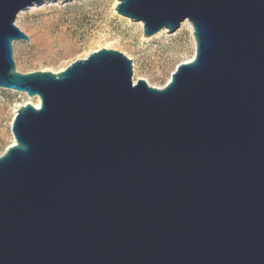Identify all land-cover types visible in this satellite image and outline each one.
I'll use <instances>...</instances> for the list:
<instances>
[{"label": "water", "instance_id": "95a60500", "mask_svg": "<svg viewBox=\"0 0 264 264\" xmlns=\"http://www.w3.org/2000/svg\"><path fill=\"white\" fill-rule=\"evenodd\" d=\"M42 1L0 0V89L40 101L0 155V264H264V0H117L146 38L191 24L162 88L107 49L18 72Z\"/></svg>", "mask_w": 264, "mask_h": 264}, {"label": "rangeland", "instance_id": "374dc122", "mask_svg": "<svg viewBox=\"0 0 264 264\" xmlns=\"http://www.w3.org/2000/svg\"><path fill=\"white\" fill-rule=\"evenodd\" d=\"M116 4L117 0H47L21 11L15 25L29 42L12 43L15 69L23 74L59 73L86 55L106 48L131 61L132 79L164 87L175 68L193 55L194 38L188 26H182V22L175 33L166 30L146 38L142 23L117 14ZM25 102L24 94L0 89V155L12 140L14 111Z\"/></svg>", "mask_w": 264, "mask_h": 264}, {"label": "bare ground", "instance_id": "6f19581e", "mask_svg": "<svg viewBox=\"0 0 264 264\" xmlns=\"http://www.w3.org/2000/svg\"><path fill=\"white\" fill-rule=\"evenodd\" d=\"M117 4H118V1H117ZM116 4V5H117ZM33 5V4H32ZM183 25H187L188 26V28H189V30H190V33H191V36L193 37V29H192V26H191V24L188 22V21H184V23L182 24V26ZM165 32H167L166 30H162V31H160L159 33H157L155 36H157V35H159V34H161V33H165ZM193 47H194V52H193V55L189 58V59H187V60H185L183 63H188V62H190L192 59H193V57H194V55H195V41L193 40ZM106 49V48H105ZM87 56V55H86ZM61 71V70H60ZM59 71V72H60ZM52 73H55V74H57L58 72H54V71H51ZM170 79V78H169ZM169 79H168V81H169ZM137 80H142V79H136L135 77L133 78V83H135ZM167 81V82H168ZM25 104H31L32 106H34L35 108H38L39 106H40V101H39V99L38 98H35V99H30V98H27V102H25L24 103V105ZM17 110V109H16ZM16 110L14 111V114H15V112H16ZM15 142H14V140H13V138H12V140H11V143H10V145L9 146H11V145H13Z\"/></svg>", "mask_w": 264, "mask_h": 264}]
</instances>
